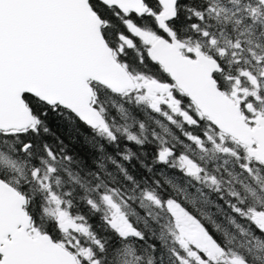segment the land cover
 <instances>
[{
    "label": "snow or ice",
    "instance_id": "obj_1",
    "mask_svg": "<svg viewBox=\"0 0 264 264\" xmlns=\"http://www.w3.org/2000/svg\"><path fill=\"white\" fill-rule=\"evenodd\" d=\"M0 264H264V0H0Z\"/></svg>",
    "mask_w": 264,
    "mask_h": 264
}]
</instances>
